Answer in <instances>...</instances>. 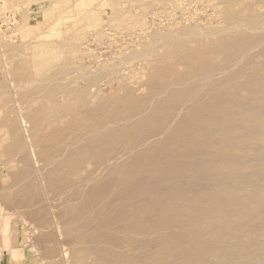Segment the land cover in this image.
Returning <instances> with one entry per match:
<instances>
[{
	"label": "bare ground",
	"instance_id": "obj_1",
	"mask_svg": "<svg viewBox=\"0 0 264 264\" xmlns=\"http://www.w3.org/2000/svg\"><path fill=\"white\" fill-rule=\"evenodd\" d=\"M228 1L217 25L156 32L132 51L146 61L145 91L121 76V91L95 104L79 76L58 74L31 84L45 99L18 112L5 101L0 149L14 183L0 199L30 209L49 260L264 264V170L243 179L235 153L264 136V0ZM44 190L55 223L40 218L44 203L34 211Z\"/></svg>",
	"mask_w": 264,
	"mask_h": 264
},
{
	"label": "rangeland",
	"instance_id": "obj_2",
	"mask_svg": "<svg viewBox=\"0 0 264 264\" xmlns=\"http://www.w3.org/2000/svg\"><path fill=\"white\" fill-rule=\"evenodd\" d=\"M231 4L228 0H0V37H3V44L0 41V86L5 88L0 87V140L8 141L10 130L3 124V118L12 103L16 106L12 105L14 112L15 109L18 112L20 103L26 106L23 99L45 97L42 94L40 98L41 93L36 95L39 98L35 96L38 89L34 87V79L58 74L61 79L79 76L80 85L87 86L95 93L91 98L95 104L121 91V76L137 87L141 79L139 87L145 91L142 83L145 81L146 61L141 57L133 58L137 54H131L132 51L140 49L156 32H166L182 25L199 31L215 26L219 22L217 7L233 6ZM37 67L42 69V76L34 75ZM13 70L17 73L12 74ZM20 73L29 76L22 78H27L24 81L26 84L21 83L23 80L19 78ZM89 73L96 74L94 81L87 77ZM82 75L86 78H82ZM20 85L25 88H20ZM61 96L59 94L53 99H60ZM75 98V95L66 97ZM18 99L21 100L17 101ZM5 101L6 104L10 102L9 107L5 106ZM253 123L246 124L253 126ZM263 138L262 135L254 143L251 139L254 150L239 148L235 152L244 160V163L239 164L243 179H253L252 166L264 170V162L256 161L264 159ZM5 156L0 158L6 161L4 163L0 160L1 188L8 186L11 181L14 183L13 179L10 180L13 173L5 169L8 164L6 157H10ZM14 156L12 158L16 157ZM6 172L12 174L8 176ZM38 182L41 185L39 188L43 190L44 181ZM42 192L41 203L35 204L37 209L33 206L34 211L39 210L44 203L43 205H47L46 212L40 218H52L50 221L55 223V207L50 204L53 197H50L47 190V194L45 190ZM21 210L0 199V264H55L49 260L44 250L49 243L36 239L41 231L36 229L38 226L35 221L28 216L30 209ZM64 248H67V252L73 249L66 244ZM87 258L88 264H96L90 253L85 255V259Z\"/></svg>",
	"mask_w": 264,
	"mask_h": 264
}]
</instances>
